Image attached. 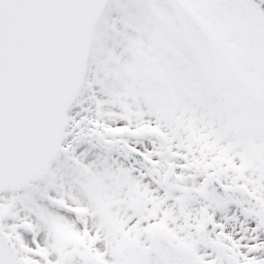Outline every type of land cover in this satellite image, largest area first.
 <instances>
[{
	"label": "snow or ice",
	"instance_id": "1",
	"mask_svg": "<svg viewBox=\"0 0 264 264\" xmlns=\"http://www.w3.org/2000/svg\"><path fill=\"white\" fill-rule=\"evenodd\" d=\"M0 264H264V0H0Z\"/></svg>",
	"mask_w": 264,
	"mask_h": 264
}]
</instances>
